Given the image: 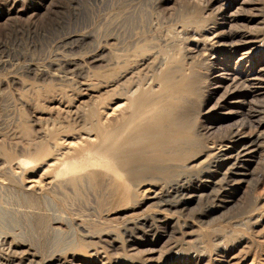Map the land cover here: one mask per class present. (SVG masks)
Listing matches in <instances>:
<instances>
[{
	"label": "rangeland",
	"instance_id": "374dc122",
	"mask_svg": "<svg viewBox=\"0 0 264 264\" xmlns=\"http://www.w3.org/2000/svg\"><path fill=\"white\" fill-rule=\"evenodd\" d=\"M0 264H264V0H0Z\"/></svg>",
	"mask_w": 264,
	"mask_h": 264
},
{
	"label": "bare ground",
	"instance_id": "6f19581e",
	"mask_svg": "<svg viewBox=\"0 0 264 264\" xmlns=\"http://www.w3.org/2000/svg\"><path fill=\"white\" fill-rule=\"evenodd\" d=\"M166 81H168L169 79H165ZM132 95H134V94H132ZM143 99L144 98H141V99H135V100H133V105H134V108H137V110L136 111H134V112H137L141 107H142V104L144 103V101H143ZM124 108H126V110H127V107H125V106H122V108H121V110H123ZM126 110H124V111H126ZM132 115H133V113H132ZM133 121H130L129 123H131V122H134V121H136L137 120V118L133 115ZM124 124L121 126V127H119L118 128V131L120 132V129H123L124 128ZM185 126H184V124H183V122L181 121V119H180V121H178V120H175L173 123H171V125L169 126V129H162V130H157L156 131V123L153 121V122H149L148 123V125H147V132L145 133V135H147L148 137H151V139H153V141L155 142L154 144H153V147H155V149L157 150V148H159L160 149V147H161V145H162V143H161V141H162V138L163 137H169V139H171L172 137H175V135H177L178 136V134L180 133L179 131L180 130H182L183 128H184ZM179 132V133H178ZM239 133V132H238ZM120 134H118V133H114V134H110V133H103V136H102V141H106V142H108V144H105V143H99V144H97L96 143V141H94L93 142V140L91 141L90 139H88V140H90V142H91V145L92 146H95L94 148H95V150H93V151H95V152H93L92 151V153H91V151L88 149V150H86L87 152H90L89 153V157L88 158H86V159H81L80 161H78V162H73L72 164H70L69 162H65L64 160H61L62 158H60L59 157V159H58V161L59 162H61V166H62V169H61V171L60 172H63V173H65V174H70V175H72V174H75L76 172H78V170L80 169V168H85L86 167V164L87 165H89V164H92V162H93V164H92V166H94V167H100L101 165L103 166L104 164H108V163H104L103 164V161H102V159H101V157H98V154L101 152V151H106L107 153H109L110 155H113V154H115V152H120V153H123L124 154V157L123 158H125V159H123V160H121L120 159V162L123 164V163H134V162H136L137 164L138 163H140V162H142L145 158L143 157L144 156V154L141 152V153H135V152H133L130 148L131 147H134V144L136 143V141H137V139H138V136L137 137H135V138H127L126 139V142H124L123 141V144L122 145H119V144H117V142H116V144H115V141L114 140H116L117 138H118V136H119ZM245 135V134H244ZM237 136V135H236ZM239 136V140L238 141H240V142H243L244 141V143L246 144V146L248 145H252V144H254L255 142H253L254 140H253V138H251V137H247V135L246 136H243V135H241V134H239L238 135ZM94 138V137H93ZM92 138V139H93ZM97 138V137H96ZM161 139V140H160ZM87 140V141H88ZM97 140V139H96ZM166 142V141H165ZM152 143V142H151ZM177 144H178V142H177ZM175 145V144H174ZM176 147V146H175ZM173 150V149H172ZM243 150V149H242ZM248 150V149H247ZM175 151V150H174ZM246 151V150H245ZM87 152H86V154H87ZM161 152H162V150H161ZM172 152V151H171ZM246 153V152H245ZM142 154V155H141ZM164 154V153H163ZM166 154V153H165ZM172 154V153H171ZM171 154H169V155H171ZM238 154V153H237ZM240 154V153H239ZM167 155V154H166ZM182 155V154H181ZM180 155V156H181ZM242 155H244V154H242ZM241 155V156H242ZM67 156V155H66ZM65 156V157H66ZM173 156V155H172ZM68 157V156H67ZM121 157V156H120ZM141 157H143V158H141ZM158 157V156H157ZM156 157V158H157ZM188 157V156H187ZM224 157V156H223ZM178 158V157H177ZM184 158V157H183ZM222 158V157H221ZM172 159H174V158H172ZM235 159H236V157H235ZM222 160V159H221ZM57 161V162H58ZM160 161V160H159ZM158 161V162H159ZM157 162V161H156ZM158 162H157V164H158ZM140 164H142V163H140ZM60 166V165H59ZM138 167V168H137ZM134 170H132V171H130L129 173L130 174H138V173H143V171L145 170V166L143 167V166H137ZM160 167V166H159ZM232 168V167H231ZM60 169V168H59ZM157 169V168H156ZM77 176V175H76ZM76 176H74L73 177V179L76 177ZM80 178H82V177H80ZM90 178H92L90 175H87L86 177H84V181H86L87 179H90ZM72 179V180H73ZM74 181L75 182H79V181H81V179H74ZM83 181V180H82ZM67 182V181H66ZM139 190V189H138ZM141 192V191H140ZM144 192V191H143ZM137 193V192H136ZM163 198V197H162Z\"/></svg>",
	"mask_w": 264,
	"mask_h": 264
}]
</instances>
